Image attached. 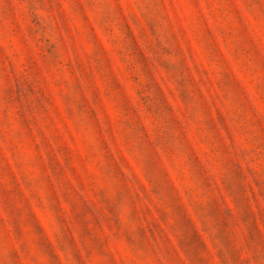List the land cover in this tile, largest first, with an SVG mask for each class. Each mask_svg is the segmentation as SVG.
<instances>
[{
	"label": "rangeland",
	"instance_id": "1",
	"mask_svg": "<svg viewBox=\"0 0 264 264\" xmlns=\"http://www.w3.org/2000/svg\"><path fill=\"white\" fill-rule=\"evenodd\" d=\"M0 264H264V0H0Z\"/></svg>",
	"mask_w": 264,
	"mask_h": 264
}]
</instances>
